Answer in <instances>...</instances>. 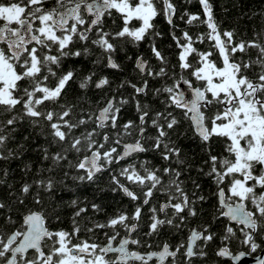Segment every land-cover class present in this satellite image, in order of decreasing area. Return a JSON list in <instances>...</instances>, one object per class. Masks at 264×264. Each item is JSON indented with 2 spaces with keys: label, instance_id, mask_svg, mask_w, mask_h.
<instances>
[{
  "label": "snow or ice",
  "instance_id": "snow-or-ice-1",
  "mask_svg": "<svg viewBox=\"0 0 264 264\" xmlns=\"http://www.w3.org/2000/svg\"><path fill=\"white\" fill-rule=\"evenodd\" d=\"M199 2L206 17L201 23L210 30L207 38L215 41L213 47L219 53L222 67L209 59L211 51L199 52L193 46L196 42H204V34L194 40L187 31L182 32V37L173 32V39L181 49L180 67L193 69L191 75L203 81L204 86L193 88L190 81L185 80L191 89L190 99L180 89L179 82L154 89L156 94H168L165 111H157L153 116L147 105L142 106L136 100L140 123L128 120L118 125L122 106L129 102L123 97L113 96L98 114L77 113L75 104L65 103L73 85L78 83L79 89L88 90L96 75L90 72L80 79L77 69H65V61L95 55V48L100 55L94 63L105 59L108 67L118 69L120 65L113 59L118 50L160 35L155 31L157 16H163L173 25L176 6L172 0H56V6L51 9L44 8L46 0H0V162L17 159L24 149V143L17 137L23 136V141H28L29 136L23 135L24 131L35 128H40L47 142L38 151L48 162L47 168L31 181L22 183L19 189L8 182V169L0 168V189L3 190L0 191V264H149L153 258H157L158 264H164L169 257L171 264H193L194 258L206 257L204 247L215 235L209 230L210 225H204L199 231L191 229L186 247L180 243L171 250L172 245L164 242L160 251L142 253L129 249V245L152 248L146 241L142 244L139 235L144 206L150 205L154 194H163L165 202L149 207L148 231L143 233L146 238H160L165 228L181 231L188 218L197 215L194 200L205 202V197L195 192L194 199H190L182 187L184 181L180 177L183 173L179 167L172 166L174 157L178 165L183 163L178 159L181 149L175 146L169 133L180 124L173 111H168L173 107L184 110L183 115L192 122L194 135L204 145L208 159L203 164L208 166V171L205 173L203 167L199 171L216 186L213 195L218 207L214 219L227 218L222 239L235 238L239 244L249 246L252 253L260 248L256 237L264 239V42L253 38L237 43L234 31H224L222 36L209 0ZM185 15L189 25L200 21L199 15ZM255 36L264 37V33L258 32ZM181 38L185 43L181 44ZM150 47L157 60L165 63V57L154 42ZM238 52L239 57L236 56ZM193 54L199 65L195 68L188 59ZM136 69L148 77L168 75L164 66L156 71L142 57L137 59ZM109 84L104 77L95 82V87L102 89ZM129 85L136 95L149 90L147 79L142 86L130 82ZM202 108L211 114L206 116ZM149 121L157 133L154 137L147 135ZM89 123L95 124L90 131L84 128ZM110 130L117 137L113 140L117 146L121 144L120 137L131 136L133 130L137 131V138L125 143L120 154L116 146L105 149L112 138ZM77 131L78 136L75 135ZM94 137H101L102 142ZM214 137L222 141L226 156L212 154ZM149 139L153 141L150 148L145 146ZM53 148L56 151H51ZM149 151H156L160 159L169 163L162 170L155 165L149 166L146 160L139 168L135 163H127L118 175L111 176L113 183L135 203L133 212L122 210L106 224L96 223L87 229L90 233L106 227L113 229L111 236L104 233L107 244L89 243L88 240L72 244L73 237L81 231L76 217L87 211L78 207L75 199L69 202V206L77 207L72 232L50 230V223L60 221L61 217L57 207H46L45 197L51 196L64 181L95 182L98 174L113 163L132 158L133 153ZM84 152L90 155L85 154L81 159ZM70 156L75 157V163ZM30 170L25 165L24 171ZM73 171L77 174L72 175ZM57 176L61 179L57 180ZM120 176L139 185L141 193L138 195L121 183ZM29 203L37 208L29 207ZM91 207L99 210V205ZM237 228L243 239L236 236ZM121 229L125 233L122 237ZM117 237L120 240L114 247ZM198 240L204 245L197 246ZM216 255L240 260L246 253L241 251L233 255L225 246ZM258 264H264V258H258Z\"/></svg>",
  "mask_w": 264,
  "mask_h": 264
},
{
  "label": "trees",
  "instance_id": "trees-1",
  "mask_svg": "<svg viewBox=\"0 0 264 264\" xmlns=\"http://www.w3.org/2000/svg\"><path fill=\"white\" fill-rule=\"evenodd\" d=\"M172 2L176 6V15L173 17V25H169L163 16H157L154 20L155 31L159 32L160 35L145 42H141L137 46L129 44L123 50H118L113 57L116 63L120 65L118 69L108 67L105 59H101L100 63H94L97 56L100 55L99 50L95 48H93L95 55L70 58L65 61V69L69 67L77 69L80 79L87 76L90 72L96 73L93 77V83L90 84L88 90L79 89L78 83L73 85L72 89L69 90L65 103L69 105L75 104V111L77 113L89 112L98 114L99 109L104 106L112 96H116L118 99L123 97L129 102L122 106L118 125H122L128 120H133L136 124H139L140 121L138 117L140 113H138L136 109V100H139L142 106L147 105L150 114L153 116L157 111H165V101L168 94H156L152 90L170 87L176 82H181L182 80L191 81L193 84L202 88L204 82L197 80L191 75L193 69H182L180 67L179 55L181 49L177 47L172 33L174 32L176 36L182 37V32L187 31L194 40L198 35L204 34V42H196L193 46L199 52L211 51L213 54L209 59L215 60L217 67H222L219 53L213 47L215 41H209L207 38V34L210 30L207 28L206 24L201 23V21L206 19L203 6L200 4L199 0H172ZM209 3L212 6L214 20L217 23L222 36L224 31H234V40L237 43L240 40L250 41L253 38L264 42V37L255 36L258 32L264 33V0H209ZM186 13L199 15L200 21H196L191 25L187 24L188 17L185 15ZM181 16H183L184 19H180ZM117 23L120 24V21L118 20ZM136 26H139V24L137 23ZM153 42L155 43L156 48L161 52V55L165 57V63L162 64V62L157 60L154 56L150 47V44ZM180 42L181 44L185 43L183 38H181ZM77 47H79V45H77ZM240 55L239 52L236 54L237 57ZM252 55L254 58L255 53L253 52ZM139 56H143L147 59L152 69L156 71H158L161 66H164L168 75L166 77H148L142 75L136 69V61ZM194 56L195 54L189 56L188 59L195 68L199 65L196 63V59H193ZM129 57H131V59H129ZM104 77H107L110 84L104 86L102 89H97L95 87V82H98L99 79ZM181 77L183 79H181ZM144 79L148 80L149 90L146 93L136 95L134 89L130 87L129 82L131 84H136L137 86H142ZM122 83L124 84L123 88L120 87ZM208 96L211 98V94H208ZM168 111H173V114L180 120L179 126L175 128L174 131L169 130V133L175 146L181 149L178 159L179 161H183L182 164L178 165L177 158L174 157L171 161L172 166L179 167L181 172H183L184 177H186V181H189L188 185H186V192H189L188 195L192 197V194L195 192L197 196H204L205 202L201 203L199 200H194L197 215L189 217L181 231H177L174 228H165L162 230L160 238H146L143 233L148 231V216L150 215L148 211L149 207L151 204H156L158 207L159 203L165 201L163 194H154L150 205L144 206L139 236L142 239H148L147 243L152 244V248H156L166 241H169L174 245H179L188 239L190 230L193 227L196 226L197 228L202 229L204 225H210L209 230L215 235L214 239L208 242L207 246L204 247L207 256L194 258L193 264H232L231 261L216 255L217 247L221 244L229 243L230 246L235 249L244 245L239 244L235 238L230 240L222 239L225 235V228L223 229L225 225L224 219L223 217L219 220L214 219V216L217 214L215 209L218 207V200L213 195L216 191V186L211 178L203 175L199 171L202 167L204 168L205 173L208 171V166L203 164V161L208 159L204 145H202L200 139L194 135L192 122L183 115L184 110L175 109L173 107L169 108ZM203 111L206 116L211 114L206 109H203ZM73 119L75 120L76 117L74 116ZM161 123H163L162 120ZM94 126V123H89L85 125L84 128L90 131ZM79 134V131L75 133L77 136ZM109 134L112 138L105 145V149L109 146H116L117 152L120 153L122 145L120 144L117 146L113 143V140L117 139L114 131L110 130ZM156 134V130L151 127L149 121L147 135L149 137H154ZM23 135H28L29 139L28 141H23V136L17 137L19 141L24 143V149L19 157L7 163L0 162V168L8 169V182L14 184L16 189H19L20 185L25 181H31L37 173L48 167V162L42 159V153L38 151L39 148L46 146L47 144L44 135L41 134L40 128L26 130ZM136 137L137 131L133 130L131 136L125 135L120 137V139L121 142H125L128 140H134ZM94 139H100L102 142L101 137H94ZM213 139L216 143L213 144L212 154H223L226 156L227 153L224 152L222 141L215 137ZM152 143L153 141L149 139L145 146L150 148ZM12 147H16V145H12ZM51 151L54 152L56 149L53 148ZM85 154L89 153H81L80 158L82 159ZM69 159L74 163L76 162L75 157L70 156ZM145 160L149 162V166L155 165L161 170L169 163L168 161L160 159L156 151L136 153L133 154L132 158H127L125 161H120L118 164L113 163L106 171L98 174V178L95 182H73L71 179L64 181V184L59 185L57 190L51 196L45 197L46 207H57L61 217L60 221L53 220L50 223V230L62 229L72 232L74 227L72 221L77 207L69 206V202L75 199L78 201V207L86 208L87 211L81 213L80 217H76L77 224L81 231L78 236L73 237L72 244H77L84 240H88L89 243L95 242L98 244L106 242L107 238L104 233L107 232L108 235L111 236L113 235V229L106 227L104 229H95L94 232L91 233L88 232L87 229L92 228L96 223L106 224L110 218H113L122 210L131 214L135 208V203L113 183L111 176L118 175L121 168L127 166V163H135L139 168L140 163ZM25 165H28L31 170L25 172ZM140 170L143 171L142 169ZM76 174L77 173L73 171L72 175ZM56 179L60 180L61 177L57 176ZM119 179L121 183H125L138 195L141 193V187L139 185L127 181L123 176H120ZM197 184L200 186L199 188L196 187ZM0 191L3 190L0 189ZM173 202L175 203L176 201ZM26 203L28 202L26 201ZM92 204L99 205V210L97 211L96 209H93L91 207ZM29 207L33 209L37 208L36 205L30 203ZM21 211H23V209H21ZM120 231L121 236H124L125 233L123 230L121 229ZM236 234H238L237 237L239 239H243V234L239 232L238 228ZM256 242L264 246V239H261L259 235L256 237ZM203 245L204 243H201V246ZM244 247L250 249L249 246Z\"/></svg>",
  "mask_w": 264,
  "mask_h": 264
},
{
  "label": "flooded vegetation",
  "instance_id": "flooded-vegetation-1",
  "mask_svg": "<svg viewBox=\"0 0 264 264\" xmlns=\"http://www.w3.org/2000/svg\"><path fill=\"white\" fill-rule=\"evenodd\" d=\"M55 6H56V0H46V3L44 4V8H45V9H51L52 7H55ZM13 26H15V25H13ZM202 110H203V109H202ZM126 159H127V158H126ZM182 173H183V172H182ZM180 179L184 181L182 187H183V188L185 189V191H186V185H188V182H189V181H186V177H184V174L180 177ZM131 190H132V189H131ZM132 191H133V190H132ZM187 193H189V192H187ZM189 197H190V199H194L193 196H192V197L189 196ZM174 201H175V200H174ZM164 202H165V201H164ZM162 203H163V202H162ZM223 219H224V222H225V225H224V227H223V229H224L225 226L227 225L228 221H227V218H224V217H223ZM232 223H233V227H236L235 222H232ZM193 228L197 229L198 231L201 230V229L197 228L196 226L193 227ZM193 228H192V229H193ZM133 235L135 236V234H133ZM189 235H190V233H189ZM236 236H238V234H236ZM121 237H122V236H121ZM139 239L141 240L142 244H143L145 241L147 242V240H148V239H142L140 236H139ZM119 240H120V237H117V240L114 242L115 245L118 243ZM187 240H188V239H187ZM187 240H186L185 242H182V243L185 244V247L187 246ZM166 242H168L170 245H172V249H171V250H175V246H177V245H174V244H172V243L169 242V241H166ZM105 243H106V242H104L103 244H100V245H104ZM201 243H204V242L201 241V240H198V241L196 242V245H197V246H201ZM258 244L260 245V248H258L257 251L254 252V253H252L250 249H247V247H244V246H239V247L233 249V248L230 246L229 243H228V244H221L219 247H217V251H218L219 249H221V248L227 246V247L229 248L230 252H232L233 254H237V253L240 252V251H247V252H249L251 255H255V254L259 253L260 251L264 250V246H262L260 243H258ZM69 246H71V245H69ZM162 247H163V244L159 245V246L156 247V248L153 247V248H151V249H149V248H147V247H140V246H137V245H129V249H130V250L140 251V252H142V253H143V252H148V251H160V250H162ZM45 251H46V249H45ZM47 251H48V250H47ZM47 251H46V252H47ZM183 251H184V249H183ZM217 251H216V252H217ZM181 253H183V252H182V249H181ZM109 255H112V254H109ZM221 258L227 259V260L231 261L232 264H235L234 260H233L231 257H221ZM177 259H178V260L180 259V254H178ZM171 260H172V258L169 257L168 260H166V261L164 262V264H171ZM133 264H139V262H133ZM149 264H158V262H157V258H153V260L150 261Z\"/></svg>",
  "mask_w": 264,
  "mask_h": 264
},
{
  "label": "water",
  "instance_id": "water-1",
  "mask_svg": "<svg viewBox=\"0 0 264 264\" xmlns=\"http://www.w3.org/2000/svg\"><path fill=\"white\" fill-rule=\"evenodd\" d=\"M143 58L144 60H146L147 61V59H145L143 56H139L138 58ZM137 58V59H138ZM114 59V58H113ZM184 81L185 80H182L181 82H179L180 83V89L181 90H184L185 91V93H186V98H188V99H190L191 98V95H190V93H191V89L189 88V86H188V84H185L184 83ZM188 81V80H187ZM190 83H191V85H192V87L194 88V87H200V86H198V85H195V84H193L191 81H190ZM113 97V96H112ZM111 97V98H112ZM110 98V99H111ZM106 105V104H105ZM104 105V106H105ZM104 106H102L101 108H103ZM100 108V109H101ZM99 109V110H100ZM203 111V110H202ZM99 112V111H98ZM137 138V137H136ZM135 138V139H136ZM135 139L134 140H128V141H125V142H121V145H122V150H121V152H120V154H122V152H123V145L125 144V143H132V142H134L135 141ZM133 154H136V153H133ZM88 155H90V153L88 154ZM102 162V161H101ZM103 163V162H102ZM123 183V182H122ZM123 184H125V183H123ZM126 185V184H125ZM127 186V185H126ZM131 189V188H130ZM115 242V241H114ZM113 242V246L115 247V246H117L118 245V243H119V241H118V243L115 245V243ZM105 244H107V241H106V243ZM104 244V245H105ZM241 252V251H240ZM243 252H245L246 253V255L244 256V257H241V259L240 260H234V262H235V264H258V258H264V250H262V251H260L259 253H257V254H255V255H251L249 252H247V251H243ZM232 253V252H231ZM233 254V253H232ZM239 254V252L237 253V254H233V255H238ZM229 257H231V256H229ZM232 258V257H231ZM244 260H246V261H244ZM241 261V262H240ZM243 261H244V263H243Z\"/></svg>",
  "mask_w": 264,
  "mask_h": 264
},
{
  "label": "bare ground",
  "instance_id": "bare-ground-1",
  "mask_svg": "<svg viewBox=\"0 0 264 264\" xmlns=\"http://www.w3.org/2000/svg\"><path fill=\"white\" fill-rule=\"evenodd\" d=\"M241 262V261H240ZM244 263V262H243Z\"/></svg>",
  "mask_w": 264,
  "mask_h": 264
}]
</instances>
